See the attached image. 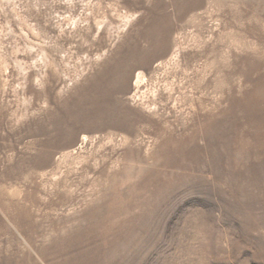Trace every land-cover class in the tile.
Segmentation results:
<instances>
[{"label": "rangeland", "instance_id": "obj_1", "mask_svg": "<svg viewBox=\"0 0 264 264\" xmlns=\"http://www.w3.org/2000/svg\"><path fill=\"white\" fill-rule=\"evenodd\" d=\"M0 264H264V0H0Z\"/></svg>", "mask_w": 264, "mask_h": 264}]
</instances>
